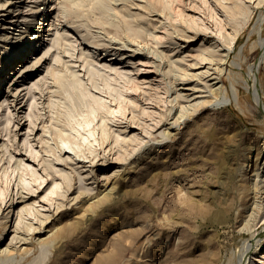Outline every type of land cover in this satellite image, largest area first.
I'll list each match as a JSON object with an SVG mask.
<instances>
[{"label": "rangeland", "instance_id": "obj_1", "mask_svg": "<svg viewBox=\"0 0 264 264\" xmlns=\"http://www.w3.org/2000/svg\"><path fill=\"white\" fill-rule=\"evenodd\" d=\"M40 1L43 2L0 0V62L9 51L19 49L18 36L24 35L23 30H33V16L29 13ZM214 1L161 0L163 8L160 3L151 4L148 0H130L126 6L121 0H111L117 8L137 16L139 20L135 24L140 21L138 25L145 30L144 37L138 38L139 43L138 40L128 41L125 47L123 40L120 44L118 36L107 32L106 25L103 30V24L92 22L90 26V19H81L82 25L87 24L79 27L82 33H91L90 40L101 42L96 52L104 48L113 52L115 46H122L116 48L118 52H132L140 46V51L129 58L101 60L128 72L139 88L132 80L124 85L115 83L112 85L115 88L109 91L99 78L97 82L102 88H94L83 58L79 56L89 45L83 43L80 33L58 23L59 32L72 35L74 46L64 44L65 49L50 45L54 43L56 29L48 28L60 22L56 20L40 24L39 31H48L39 32L34 39L37 43L24 59H15L12 54L13 66L2 63L10 69L0 79V249L18 240L19 233L23 240L26 236L29 243L24 240L26 243L22 245H29L30 249L24 254V250L16 248L10 257L1 253L0 264L242 262V254L239 257L242 239L250 237V228L251 231L262 228L264 222V185L261 184L264 183V47L259 43L260 39L264 41V0L260 5L254 3L259 0L245 2L254 7V11L246 25H240L244 27L239 29L232 44V30L224 24L226 15ZM56 3L57 0L43 2L40 7H47L40 10L47 11ZM50 11L53 10L41 21ZM56 12L54 10L50 20ZM115 15L119 21L123 17L119 12ZM25 16L30 19L27 24L22 23ZM12 17L15 20L9 23ZM255 23L258 26L255 27ZM198 28L207 31L200 30L192 36ZM44 33L47 35L43 40L40 35ZM108 45H112L111 48ZM209 45L214 46L216 52L206 50ZM229 45L231 48L225 57ZM55 51L61 55L57 62ZM202 56L207 58L201 59ZM220 56L225 58L214 64ZM37 58L40 61L35 63ZM62 62L74 65L72 69L82 80L80 97L52 95L55 84L49 71L54 66L62 69ZM252 70L257 77L253 81ZM14 71L16 74L12 75ZM62 72L70 79L74 77L70 69L63 68ZM214 76L219 78L214 79ZM157 79L163 86H156L155 90ZM210 83L220 87L218 93L219 87L216 91L212 89L211 94ZM123 86L126 93L117 99ZM85 87L91 88V93L101 100L87 95ZM201 87H205L204 90ZM144 89L148 92L146 100L142 97L145 93L140 94ZM255 90L261 96L259 101ZM151 92H155V100L153 96V100L148 97ZM202 99L211 102L205 103ZM21 105H24L22 109ZM56 117L62 127L60 136L55 135L52 128ZM66 142L73 143L79 156L66 147ZM60 148L68 150L62 151L63 157L69 154L75 159L53 163L62 174L50 179L49 173L53 172L45 166L43 158L54 160ZM257 151L260 155L258 173L253 170ZM112 178L115 185L107 198L83 208L85 199L102 191L105 180L109 182ZM53 182L59 183L55 189ZM244 183H257L262 192L239 216L235 213L236 192ZM9 195L21 200L15 210L21 209L22 217L10 214L3 229ZM256 206L261 210L258 207L259 211L256 210ZM17 218H20L21 229L14 231ZM47 228L52 229L51 238L40 249L37 240L45 236ZM263 246L264 234L248 253V261L258 257Z\"/></svg>", "mask_w": 264, "mask_h": 264}, {"label": "bare ground", "instance_id": "obj_2", "mask_svg": "<svg viewBox=\"0 0 264 264\" xmlns=\"http://www.w3.org/2000/svg\"><path fill=\"white\" fill-rule=\"evenodd\" d=\"M48 0H43V2H47ZM111 0H57V5L56 6H54V7H51V8H49L47 11H43V10H40L41 8L42 9H45L47 6H43V7H40V5L43 3L42 1H40L41 3L40 4H38L37 6H36V8H34V11H31L32 13H29V15H32L33 16V21H31L33 24H34V28H33V30H29V29H25V30H23V31H25L24 32V35L22 34V36L19 34V36H18V48L19 49H17L18 50V53H16V49H14V51H9L6 55H5V57H4V59H3V61L2 62H0L1 63V65H0V79L1 78H3V76L4 75H6L7 73H8V69H10V68H8L9 66H6L7 64H2L3 62H6V63H8V65H10V66H13V59H14V55H15V59L17 58V57H21V59H24L25 58V56H26V54H27V52L30 50V48H31V50H32V47H34L35 46V44L37 43L36 41L37 40H34L36 37H38V35H39V32H41L43 29H41V31H39L40 30V24H44V22L47 20H49V23L51 24L52 22H53V20H56V21H60V22H55V23H53L52 25H54V27L53 26H51V27H49L48 29H51V30H54V29H56V35L54 36V43H51L50 45L51 46H54V45H60V47L61 48H65L66 49V46L64 45V44H69L70 43V46H74L73 45V43H71L72 42V40L70 39V37L72 36L70 33H64V32H59L58 31V28L59 27H56L57 25H58V23H61V24H63L62 26H69V27H71L72 29L74 28V30L75 31H77L78 33H80V35L82 36V40L84 41L83 43L86 45V44H89V45H87L88 46V49H85V50H82L81 52H80V57L81 58H83L82 60L84 61V65H85V67H86V69H87V74H88V76L92 79V83H91V85H93V87L94 88H98L99 90L102 88V87H100V85H99V82H97V80H99V79H102L101 81L103 82V85H106V86H104V87H107V88H109V91H111V89L113 90L115 87L114 86H112V85H115V83H119V82H122V84L124 85L126 82H129V81H132L133 79H134V77H130L131 75L130 74H128V72H126V71H122L120 68H118V66H112L111 64H109V63H101V60L102 59H105V60H107V61H111V59H115V61H118V60H121V59H125V58H129V56H131V55H133V53L135 52V51H137V50H139L140 48V46L139 47H135L134 49H132L133 51L131 52V50H128V52H118V51H116V48H118V49H121V47L122 46H124L125 47V44H126V42H128V41H131V42H135V40H138V38H143L144 36H143V31L145 32V30L142 28L143 26H141V25H138L139 24V22L140 21H138V24H135V21H137V20H139V18L137 17V16H135V15H133V14H130L129 12H127V11H125V10H121V9H119V8H117L114 4H112L111 2H110ZM113 1V0H112ZM114 1H116V0H114ZM124 4H123V6H126L127 4V2H129L130 0H121ZM151 4H156V5H158L159 3H160V1L161 0H148ZM217 1V3H218V5L222 8V10L224 11V13H225V15H226V18L227 19H225V21H224V24H225V26H228L229 28H231V32H230V35H231V44H232V41L235 39V35L238 33V31H239V29L241 28V27H244L245 25H246V23L250 20V18H251V16H252V13H253V11H254V7H252L250 4H246L245 2L247 1V0H216ZM216 1H214V2H216ZM255 1V0H254ZM260 2H262V0H259V1H257V3H256V1L254 2L256 5L257 4H259ZM264 2V1H263ZM252 3V2H251ZM254 4V5H255ZM262 4V3H261ZM160 5L163 7L164 6V4H161L160 3ZM260 5V4H259ZM263 5V4H262ZM145 6H149V4L148 3H145ZM164 8V7H163ZM256 9V8H255ZM49 10H53V11H50V13H48V15H47V17H45V20H43V21H41L42 19H43V16L44 15H46L47 14V12L49 11ZM54 10H56L57 12H56V14H54L53 15V17H52V19L50 20V16L53 14V12H54ZM112 10V12H110ZM259 11H261L262 12V10H259ZM116 12H119V13H121L122 14V19L119 21V20H116ZM3 15H7V13H2ZM115 16V17H114ZM264 16H262V18H263ZM83 18H88V19H90L91 20V22H90V20H89V24H90V26H91V24H92V22H95V24H97V23H99V25L101 24H103L102 25V27L103 26H105L106 25V28H107V32H112L113 33V36L114 37H116V36H118V38H119V40H120V44H121V40H123L122 41V46H119V47H116L115 46V50L112 52V49H106V48H104L103 50H102V52H96V49L97 48H99L98 46H100L101 45V42H94L95 40H90L91 39V37L89 38V35L91 34H86L84 31L86 30V29H83L84 31V33H82V28H80L79 29V27H82V26H87V24H83L82 25V22H81V19H83ZM115 18V19H114ZM262 18H258V21H260V20H262ZM14 20H15V18L14 17H12L11 18V20L10 21H8L9 23H13L14 22ZM17 20V19H16ZM30 19H27V17L25 16V17H23V21L24 22H22V23H24V24H27V22L29 21ZM81 22V23H77L76 24V22ZM88 21V20H87ZM21 22V21H20ZM242 23H243V25L244 26H240V25H242ZM94 24V23H93ZM256 26H258V25H256V23H255V27ZM7 27H12V26H7ZM25 27H27V26H25ZM101 27V28H102ZM156 27V26H155ZM255 27H253V29L255 28ZM4 28H6V27H4ZM88 28V27H87ZM106 28L105 27H103V30L105 29L106 30ZM48 29H44L43 31L45 32H47L48 31ZM66 29V28H65ZM89 30V29H88ZM200 30H206L205 28L203 29H200ZM200 30H199V28L198 29H195L194 31H193V34H192V36H194L195 34H197L198 32H200ZM256 30V29H255ZM23 31H21V32H23ZM66 31V30H65ZM207 31V30H206ZM242 31H243V29H242ZM106 32V31H105ZM52 33V32H51ZM51 33H48V34H51ZM111 33V34H112ZM120 33L123 35H121L122 36V38L120 39ZM207 33V32H206ZM45 35H47V34H41L40 36H42V38L43 37H46ZM145 35V34H144ZM91 36H92V34H91ZM188 37H191V35H187ZM118 38H117V41H118ZM45 38H43V40H44ZM124 39H126V40H124ZM47 40H48V38H47ZM117 41H116V43H117ZM119 42V41H118ZM130 42V43H131ZM133 42V43H134ZM140 42V39L138 40V43ZM48 43H50V42H48ZM137 43V42H136ZM257 43V42H256ZM260 44H261V46H263L264 47V41L262 40V39H260V42H259ZM100 44V45H99ZM103 44H105V43H103ZM102 44V45H103ZM109 44H110V42H109ZM259 44V45H260ZM47 45V44H46ZM63 45H64V47H63ZM98 45V46H97ZM107 45V44H106ZM106 45H104L105 47H106ZM132 45V44H131ZM2 46V45H1ZM109 47L110 46H112V45H108ZM128 46V45H127ZM209 46L211 47V49H209ZM209 46H207L206 47V50H211V52L212 51H214V52H216L215 50H214V46H211V45H209ZM254 46V45H253ZM2 47H5V44L2 46ZM123 47V48H124ZM59 48V47H58ZM102 48V47H101ZM111 48V47H110ZM127 48V47H126ZM128 48H130V47H128ZM231 48V45H229L228 47H227V50H226V52H225V57L228 55V51H229V49ZM65 49H64V51H65ZM68 49V48H67ZM90 49H93V50H90ZM61 50V49H60ZM63 50V49H62ZM142 50V49H141ZM48 51V48L46 49V52ZM69 51V50H68ZM140 51V50H139ZM45 52V53H46ZM56 52V51H55ZM60 52V51H59ZM96 54V56L94 57V55ZM12 54H14L13 56H12ZM98 54V55H97ZM264 55V54H263ZM168 56V55H167ZM262 56V55H261ZM108 57V58H107ZM225 57H223V56H220V58H218V59H216V61L214 62V64L215 63H221L222 61L221 60H223ZM41 58V57H40ZM40 58H37L36 60H35V63H38L39 61H40ZM107 58V59H106ZM169 58V57H168ZM207 57H204V56H202V58L201 59H206ZM28 59V58H27ZM261 59V58H260ZM264 59V58H263ZM55 62H57V61H59V60H61V55L58 53V51L56 52V54H55ZM16 61V60H15ZM200 61V60H199ZM221 61V62H220ZM26 62V61H25ZM169 62V65H170V60L168 61ZM24 64H22L21 66H23ZM55 65H56V63H55ZM59 65V64H58ZM62 65H64V69L66 68V69H70V71L71 72H73V73H70V74H72L71 76H74V77H72V79H70V77H67L66 76V73H63L62 72V69L58 66V68L57 67H53V69H51V72L49 71V73H50V75H51V73H52V76H53V80H54V83L53 84H55V89H53V90H51V92L53 93L52 95H55V96H61V95H66L67 97H73V95H76L77 97H80V95H81V91H80V88H79V84L81 85V83H82V80L75 74V71L72 69V66H74V65H68L66 62L63 64V62H62ZM159 65V64H158ZM158 65H157V67H158ZM218 66H219V64H217ZM154 67H155V65H154ZM157 67H155L156 69H157ZM211 67V66H210ZM216 67V66H215ZM50 68V67H49ZM159 68V67H158ZM136 69H140V68H136ZM211 69H214V67H211ZM218 69H220L219 67H218ZM50 70V69H49ZM53 70V71H52ZM159 70V69H158ZM215 71L217 70V69H214ZM213 70V71H214ZM221 70V69H220ZM254 70V69H253ZM252 70V71H253ZM157 71V70H156ZM160 72V71H159ZM217 72V71H216ZM209 73V72H208ZM16 74V71H14L13 72V74L12 75H15ZM211 74V73H210ZM209 74V75H210ZM252 74L253 75H251V76H253L252 77V81H253V78L254 79H256L257 77H256V72L255 71H253L252 72ZM212 75V74H211ZM70 76V75H69ZM99 78V79H98ZM150 78V77H149ZM214 79L215 78H219V76H214L213 77ZM250 78V77H249ZM2 80V79H1ZM147 81H149L148 79H146ZM145 80V81H146ZM151 80V79H150ZM100 81V82H101ZM134 81V80H133ZM222 81V80H221ZM135 82V81H134ZM150 82V81H149ZM157 82H159L158 81V79H157V81H156V83ZM207 82V81H206ZM206 82H205V84H206ZM215 82H217V81H215ZM155 83V84H156ZM135 86H136V88H139V85H138V83L137 82H135ZM208 84V83H207ZM206 84V86H208ZM251 84V83H250ZM102 85V84H101ZM252 85H253V83H252ZM159 86H161V82L160 83H157V85H155V87H154V89L156 90L157 89V87ZM163 86V85H162ZM161 86V87H162ZM193 86H195V85H193ZM210 87V89H208V90H211V94H213L212 92L214 91V89H215V91H216V89L219 87V86H217V87H215V86H213V84L211 85V83H210V85H209ZM221 86V85H220ZM254 86V85H253ZM166 87V86H165ZM258 87V86H257ZM86 88V90H87V95H89V96H91V97H93V98H95L96 100L98 99V100H101V97H95V95L94 94H92L91 93V88H87V87H85ZM135 88V90H137ZM195 88V87H194ZM201 88H203V87H201ZM205 88V87H204ZM204 88H203V90H204ZM212 89H213V91H212ZM219 89H220V87L217 89V91H216V93H218V91H219ZM105 90V89H104ZM166 90V89H165ZM206 90H207V87H206ZM0 91H1V85H0ZM147 90H142V92H141V90H140V94H142V93H145V95H143L142 94V97L144 96V98H145V100H146V94H148V92H146ZM221 91V90H220ZM253 91V90H252ZM119 92H120V95L118 96V97H116L117 99L118 98H120L121 99V95H123L124 93H126V91H125V88H124V86H123V88L122 89H119ZM150 92V91H149ZM156 92V91H155ZM155 92H151L150 93V95L148 96L149 98H151L152 96H153V99H154V96H155ZM209 92V91H208ZM210 93V92H209ZM215 93V92H214ZM215 93V94H216ZM220 93V92H219ZM109 94H110V92H109ZM138 95V94H137ZM184 95H186V94H183L182 96H184ZM189 95V94H188ZM188 95H186V96H188ZM254 95H255V98H256V100H260V98H261V96H260V94L258 93V91L257 90H255L254 91ZM17 96V94L15 95V97ZM207 96H209V95H207ZM206 97V96H205ZM223 97V96H222ZM114 98V97H113ZM115 98V99H116ZM186 98V97H185ZM188 98V97H187ZM123 99H124V97H123ZM152 98H151V100H153ZM148 100V99H147ZM155 100V99H154ZM204 100H206V99H202V102H209L210 100L208 99L207 101H204ZM216 100V99H215ZM14 101V100H13ZM199 101V100H198ZM201 101V100H200ZM199 101V102H200ZM214 101V100H213ZM119 103H120V101H118ZM131 102L133 103V100H131ZM211 102V101H210ZM217 102H219V100L217 101ZM221 102V101H220ZM212 103H214V102H212ZM100 105H102L101 103H99ZM192 104V103H191ZM58 105H59V103H58ZM24 107V105H21L20 106V108L22 109ZM99 108H100V106H99ZM16 112V111H15ZM111 112H113V111H111ZM12 115V114H11ZM14 115V114H13ZM10 117H12V116H10ZM55 120V119H54ZM54 120H53V125L54 126H52V128L54 129L53 131H54V134L55 135H57V136H60L61 135V131H62V127L61 126H59V122H58V120H57V117H56V120H55V123H54ZM44 124V123H43ZM42 124V125H43ZM132 127L134 126V125H131ZM46 126H45V124L43 125V127H42V131L43 132H45L46 131ZM102 134L103 135H105V129L104 128H102ZM166 133V135L167 134H169L168 132H165ZM165 133L163 134L162 133V136L163 135H165ZM125 138V137H124ZM44 138H42V140H43ZM130 139H131V137H130ZM44 141H45V139H44ZM46 142V141H45ZM67 143V145H66V147H68V148H70V149H72L73 151H74V153L75 154H77V150L75 149V147H74V145H73V143H71V142H66ZM27 144H29V143H27ZM77 145V144H76ZM29 146H30V144H29ZM77 147H78V145H77ZM257 149H259V148H257ZM62 151H64V152H67L64 148H60L59 149V154L58 155H56L55 157H54V160H51V161H47L48 159H45V158H43V160L45 161V166L46 167H49V168H51V170H52V172L53 173H49V174H51V176L52 177H49L50 179H54V177H55V175H57V174H59V176L62 174L61 172H60V169H57V168H55L54 167V165H53V163H55V162H60V161H62V160H67V158H69V159H71L70 161H73L75 158H72V155H67V156H65V157H63L62 156ZM78 156H79V154H77ZM259 151H257V153L255 154V164L253 165V166H255V167H253V170H255L256 171V173H258V171H257V169H258V159H259ZM48 162V163H47ZM52 164V165H51ZM252 170V171H253ZM255 171H253V172H255ZM59 172V173H58ZM256 173L254 174V175H256ZM48 174V173H47ZM125 174H126V172H125ZM260 174H262V173H260ZM258 175V174H257ZM48 178V179H49ZM255 178H256V176H255ZM49 179V180H50ZM258 178H256V180H257ZM260 179V178H259ZM44 181V180H43ZM260 181V182H259ZM258 182H259V184L261 183V179L259 180ZM262 182H264V180L262 181ZM262 185H264V183H261ZM260 184V185H261ZM58 185H59V183L58 182H53V189H55L56 187H58ZM114 185H115V180H114V178H112V179H110L109 180V182H107V180H105V183L103 184V186H104V188L102 189V191H99V192H97V193H95V194H92V195H90L87 199H85L84 201L85 202H83V203H85V204H83L84 206H83V208H87V207H91V206H94V205H97L99 202H101L103 199H105V198H107V194H108V192L109 191H111L113 188H114ZM258 184L257 183H244L243 185H241L239 188H238V190H237V192H236V202H237V206H236V204H235V206H236V212L235 213H237V215H241V213H243V211L244 210H247V206H248V203L249 202H252L251 200H253L254 201V198L260 193V192H262L261 191V189H260V187L259 186H257ZM264 189V188H263ZM264 192V191H263ZM261 194H263V193H261ZM259 196V195H258ZM15 197V195H9L8 196V199L7 200H9V203H8V205L6 206V208H7V211H6V213H5V220L2 222V227H3V229H5L6 228V226H7V224H8V221H9V218H10V214H11V216L12 215H14L15 213L17 214V216H18V214L20 215L21 214V209L19 210V209H17V210H15V208H16V204H18V202L19 201H21V200H18V197L15 199L14 198ZM260 197H261V195H260ZM235 198V197H234ZM259 198V197H258ZM258 198H256V199H258ZM255 199V200H256ZM261 199H263V198H261ZM259 200V199H258ZM258 202V201H257ZM262 202V201H261ZM261 202L260 203H258L259 205L258 206H260L261 207ZM262 203H264V201L262 202ZM258 206H256L255 208H256V210H261ZM264 206V205H263ZM250 207H252V206H250ZM257 207H258V209H257ZM246 208V209H245ZM255 208H253L254 210H255ZM263 208V207H262ZM264 209V208H263ZM250 210H252V208H250ZM258 210V211H259ZM246 212V211H245ZM249 212H251V211H249ZM247 213V212H246ZM259 212H257V214H258ZM264 213V212H263ZM15 214V215H16ZM248 214V213H247ZM247 214H243V216H247ZM263 215V214H262ZM260 216H261V213H260ZM21 217H22V214H21ZM20 217V218H21ZM257 217V216H256ZM20 218H17V219H15V225H14V223H13V230L15 231H18V229L17 228H19L20 227V222H19V220L18 219H20ZM244 218V217H243ZM246 218V217H245ZM258 219V218H257ZM260 219V218H259ZM16 220H18V221H16ZM245 220V219H244ZM262 221H263V219H262ZM245 222H246V220H245ZM256 222H258V220H256ZM261 222V221H260ZM42 223L43 222H41V225H42ZM262 223V222H261ZM18 224H19V226H18ZM246 224V223H245ZM244 224V225H245ZM243 225V224H242ZM247 225V224H246ZM245 225V226H246ZM254 225H256V223L254 224ZM253 225V226H254ZM263 227L262 228H255V229H253L252 231H251V228L249 229L250 230V232H249V235H250V237L247 239L246 238V240L244 241V239H242L243 240V245H242V249H241V247H240V249H241V253H240V255H239V257L241 256V254H242V258H240L241 260H242V262L240 263V264H264V248L261 250V252H260V254H259V256L258 257H255V258H251L249 261H248V253H250V250L251 249H254V246H255V244H256V242H260L261 240H262V238H263V234H264V222H263ZM261 225V226H262ZM248 226H250L249 224H248ZM253 226H252V228H253ZM241 227H243V226H241ZM241 227L239 228L240 230H241ZM34 227H32V229H31V226H30V229L31 230H34L33 229ZM52 228V227H51ZM51 228H47L46 229V232L48 233H46L45 234V236H42L41 238H38V240L37 241H39L38 242V244H40L39 246H40V249L43 247V246H46V243L48 244V241H49V239L51 238L50 236H51V234H52V229ZM245 228V227H244ZM19 229H21V228H19ZM40 229H42V226L40 227ZM45 229V228H44ZM245 229H248V227L246 226V228ZM244 229V230H245ZM27 230L28 231H30L29 230V227L27 228ZM36 230H38V227H37V229ZM23 231V230H22ZM26 231H23V233H25ZM38 232V231H37ZM27 233V232H26ZM20 234V233H19ZM19 234H17L18 236V240L16 239V241L12 244V242H8V244H6L5 245V247H2L1 249H0V254L2 253H5L6 255L8 254L9 256L8 257H10L11 255L13 256L14 255V253L12 254V250L14 251L16 248L18 249V248H21L22 250H24V254L26 253L25 251H26V249H30V247H29V245L27 246H23L22 244H24V243H26L27 241L25 240L26 239V236H25V241L23 240V238L22 237H20V236H22V234L19 236ZM13 235L15 236V234H14V232H13ZM24 235H26V234H24ZM28 235V234H27ZM11 237L12 239L13 238H15V237ZM32 236V235H31ZM10 238V240H12ZM32 239V238H31ZM9 240V241H10ZM27 240H28V238H27ZM13 241H14V239H13ZM31 241V240H30ZM20 242V243H19ZM240 242H242V241H240ZM17 243H19V244H17ZM28 243V242H27ZM29 244V243H28ZM242 244V243H241ZM241 244H240V246H241ZM22 245V246H21ZM29 247V248H28ZM264 247V246H263ZM20 249V250H21ZM19 250V251H20ZM31 250H29V252H30ZM18 252V251H17ZM19 253V252H18ZM22 253V252H21ZM232 260H234V259H232ZM232 260H230V261H232ZM239 261V260H238ZM233 262V261H232ZM236 263H238L237 261H236ZM230 264H232V263H230ZM234 264V263H233Z\"/></svg>", "mask_w": 264, "mask_h": 264}]
</instances>
